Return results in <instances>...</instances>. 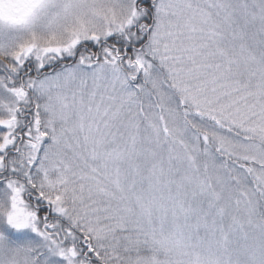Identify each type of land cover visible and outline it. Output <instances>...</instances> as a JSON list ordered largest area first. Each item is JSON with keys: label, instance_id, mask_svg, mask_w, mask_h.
<instances>
[{"label": "snow or ice", "instance_id": "1", "mask_svg": "<svg viewBox=\"0 0 264 264\" xmlns=\"http://www.w3.org/2000/svg\"><path fill=\"white\" fill-rule=\"evenodd\" d=\"M0 264H264V0H0Z\"/></svg>", "mask_w": 264, "mask_h": 264}]
</instances>
